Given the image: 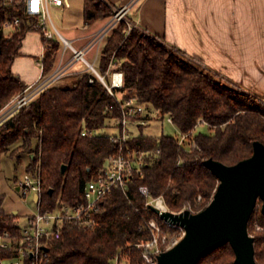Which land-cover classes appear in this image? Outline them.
<instances>
[{"label": "trees", "instance_id": "1", "mask_svg": "<svg viewBox=\"0 0 264 264\" xmlns=\"http://www.w3.org/2000/svg\"><path fill=\"white\" fill-rule=\"evenodd\" d=\"M5 2L0 0V110L26 88L12 72V64L20 56L27 32L39 31L48 45L44 77L51 73L53 54L61 43L45 39L37 26L38 17L25 14L24 0H15L11 5ZM113 15L103 0H83L86 22ZM7 17L19 19L10 38L3 30ZM113 58L120 63L124 74L122 91L127 96L135 94L161 117L169 115L181 133L192 132L199 120L204 121L208 133L193 135L195 147L191 149L180 147L176 137L163 134L155 138L142 134L133 137L129 147L153 151L142 176H132L127 194L119 188L112 190L96 215L93 229L66 225L60 239L52 244L50 264H113L119 251L120 260L143 264L134 245L151 238L145 221L160 219L147 209L140 187H147L153 198L163 196L173 212L188 206L198 212L210 202L219 183L203 162L211 158L233 165L252 155L254 141L264 144V97L239 88L138 28L128 31L124 20L111 29L102 43L96 65L100 74L106 73ZM67 78L74 79L70 85H61ZM119 116L115 98L94 73L76 72L55 81L0 123V182L3 156L10 151L13 154L28 150L34 156L29 159L27 171L38 170L40 176L42 211L53 209L59 202H82L85 184L98 175L106 158L118 151L119 144L102 131L110 127L109 120ZM84 128L94 134L83 137ZM4 198L0 188V233L18 235L17 214L5 211ZM248 231L254 238L255 259L264 264L261 205L253 211ZM10 255L0 249V262ZM234 260L231 246L225 244L197 264H235Z\"/></svg>", "mask_w": 264, "mask_h": 264}, {"label": "built area", "instance_id": "2", "mask_svg": "<svg viewBox=\"0 0 264 264\" xmlns=\"http://www.w3.org/2000/svg\"><path fill=\"white\" fill-rule=\"evenodd\" d=\"M13 3H15V0H6L5 2L6 5ZM24 4L25 14L38 17L37 26L41 29L45 39L48 41L60 40L64 43V49L73 51L74 55L59 69L43 77L36 85L25 89L5 105L0 110V123L29 103L44 88L69 74L68 64L72 63L73 65L76 62L85 65L87 69L98 77L112 97L115 98L120 109V116L114 119L118 133L109 135L112 142L119 144L118 151L109 155L98 175L85 184L82 202L75 204L59 202L53 209L42 211L39 205L41 181L38 170L26 171L22 178L16 179V189L24 199L28 196L32 198L36 196L34 202L37 206V212L28 215L23 224L18 222V235H12L7 231L0 233V249L11 253L10 256L2 259L0 264H50L52 244L55 240L60 239L66 225L74 224L83 229H93L97 225L96 215L112 190L119 188L124 194H127L128 184L132 176L136 174L142 176L144 168L150 163L148 159L151 158L153 151L129 147V141L135 137L131 129L145 127L151 118L156 117V115L154 114L155 110L141 103L135 94L127 96L126 91H122L124 89V74L120 69L118 60L114 58L111 60L104 75L100 74L94 65V62L99 57L100 44L120 20H124L127 23L128 31L136 28L126 18L128 11L126 7L116 11L113 10L114 15L107 25L87 42L82 49L76 50L71 43L62 37L49 14L50 6L63 8L66 5V0H35V10L33 0H24ZM18 25V18L7 17L3 23L5 37H12ZM49 25H51L54 32L49 29ZM94 46H96L94 62H89L86 59V54ZM164 118L172 123L169 115H165ZM200 124L205 123L203 120H199L196 127ZM195 128L189 133L180 132L176 137L180 147L186 149L195 147L192 139ZM93 134L94 132L88 128H84L81 132L83 137H89ZM140 192L147 199L146 207L148 210H152L151 206H153L161 212L171 211L163 196L153 198L145 186L140 187ZM200 199L201 197H198V200ZM184 210L196 213L190 206L179 212H171L181 213ZM159 219L151 218L145 221V226L149 230L151 238L134 245L141 253L143 264H156L160 253L172 248L179 242V238L176 239L172 236L171 229H180L182 231L181 237L184 234V230L180 226L171 223L170 220L160 217ZM120 253L121 251L114 258L113 264H129L128 260H120Z\"/></svg>", "mask_w": 264, "mask_h": 264}, {"label": "crops", "instance_id": "3", "mask_svg": "<svg viewBox=\"0 0 264 264\" xmlns=\"http://www.w3.org/2000/svg\"><path fill=\"white\" fill-rule=\"evenodd\" d=\"M103 1L114 11L126 7V18L136 28L178 49L187 58L239 88L264 97V0ZM55 8L62 13L69 11L72 8L71 0H66L63 8ZM70 16L74 17L72 13ZM107 23L106 19L86 22L82 7L81 26L76 23L63 26L66 33L60 34L76 50H80ZM37 32L39 35L33 31L27 32L22 42L20 56L28 57L20 59L18 56L12 64V72L26 85L25 89L36 85L44 77L43 62L48 45L43 42L41 33ZM95 48L92 47L86 54L89 62H94ZM73 55V51L64 49L61 42L53 54L51 73ZM97 61L98 58L94 62L95 67ZM67 67V75L86 69L78 62ZM28 158H32L31 153ZM35 199L36 196H33L32 201Z\"/></svg>", "mask_w": 264, "mask_h": 264}, {"label": "water", "instance_id": "4", "mask_svg": "<svg viewBox=\"0 0 264 264\" xmlns=\"http://www.w3.org/2000/svg\"><path fill=\"white\" fill-rule=\"evenodd\" d=\"M203 165L219 181L205 208L196 213H173L151 206L160 218L184 230L176 245L159 254L156 264H197L225 244L231 246L235 264H258L248 223L259 201L264 212V144L254 141L252 155L236 164L225 165L210 158ZM65 170L63 165L62 173Z\"/></svg>", "mask_w": 264, "mask_h": 264}, {"label": "rangeland", "instance_id": "5", "mask_svg": "<svg viewBox=\"0 0 264 264\" xmlns=\"http://www.w3.org/2000/svg\"><path fill=\"white\" fill-rule=\"evenodd\" d=\"M71 3H72V8L71 10H69L70 12L66 11L62 13L54 6L49 7L50 18L53 21L57 30L63 35H65L66 33L63 26H69L74 23L78 24L77 26H81L80 24L82 23L83 0H71ZM70 13H72L74 17H71ZM111 18L106 19V21H109ZM49 29L54 32L51 25H49ZM33 33H36L39 35L37 31H33ZM26 57L28 56L21 55L20 59L26 58ZM84 71H89L93 73L91 70L87 69V67ZM73 79L74 78L64 79L63 82H61L60 84L70 85ZM154 114L156 115V117H152L150 122L145 127H139V129L132 128L131 131L133 132V135L142 134L144 136L155 138V137L161 136L162 134L167 135V136H172V137H177L180 134L177 127L171 122H169L166 118L161 117L158 111L155 110ZM108 124L110 125V127L104 129L102 133L109 134V135L117 134L118 130L115 128L116 121L111 119L108 121ZM199 132L208 133L207 126L205 124L198 125L195 128L193 135ZM35 144H36V141H34L33 146H35ZM32 154L33 153H31V155ZM19 155L20 157L18 158ZM29 155H30V152L28 150L25 152H22L19 150L13 154H11V151H10L5 156H3L2 164H1L2 172H1L0 188H1V192L5 195L4 202H3V208L5 209L7 213H13L14 211H16L17 212L16 222L17 223L20 222V224H23L25 222L28 215H32L37 212V206L32 201V197L28 196L26 199H24L21 196V194L18 192V190L16 189V179L22 178L24 173L27 171V166L29 164V158H28ZM197 201L201 202V199L200 200L197 199ZM260 205H261V202L259 201L257 203L255 210L258 209ZM171 234L176 239L179 238L178 241H180V239L182 238L181 237L182 231L178 228L171 229Z\"/></svg>", "mask_w": 264, "mask_h": 264}, {"label": "snow or ice", "instance_id": "6", "mask_svg": "<svg viewBox=\"0 0 264 264\" xmlns=\"http://www.w3.org/2000/svg\"><path fill=\"white\" fill-rule=\"evenodd\" d=\"M33 4H34V10H35V0H33Z\"/></svg>", "mask_w": 264, "mask_h": 264}]
</instances>
